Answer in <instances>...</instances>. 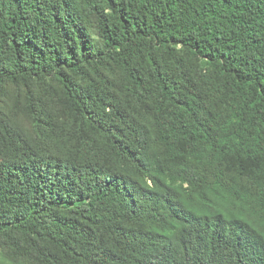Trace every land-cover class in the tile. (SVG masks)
Masks as SVG:
<instances>
[{"label": "trees", "instance_id": "16d2710c", "mask_svg": "<svg viewBox=\"0 0 264 264\" xmlns=\"http://www.w3.org/2000/svg\"><path fill=\"white\" fill-rule=\"evenodd\" d=\"M0 264H264V0H0Z\"/></svg>", "mask_w": 264, "mask_h": 264}]
</instances>
